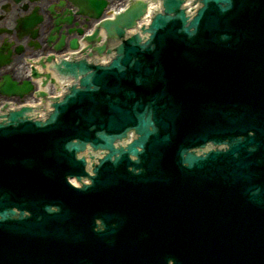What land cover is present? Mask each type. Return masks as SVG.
<instances>
[{
	"label": "water",
	"instance_id": "obj_1",
	"mask_svg": "<svg viewBox=\"0 0 264 264\" xmlns=\"http://www.w3.org/2000/svg\"><path fill=\"white\" fill-rule=\"evenodd\" d=\"M213 2L230 3V9L233 4ZM76 5L81 14L98 19L107 3L78 0ZM166 5L167 15L178 11L175 0ZM145 8L138 2L102 26L111 38H124ZM167 15L152 26L160 30L156 48L149 54L136 37L126 40L122 65L97 67L95 89L75 95L61 110L64 118L45 128L27 123L0 132V196L9 194L0 206L28 202L34 212L44 203L62 207L39 222L0 223V264H264V202L251 195L259 186L264 194V0H236L223 18L214 10L206 13L194 41V35L180 33L184 14L176 15L179 23H168ZM219 33L234 38L225 42ZM71 48H78L77 41ZM109 49L118 55L115 44ZM107 95L117 99L106 102ZM149 103L155 109L166 104L158 118L161 134L151 140L145 126L152 109L144 119ZM131 128L144 132L128 148L135 154L137 147L145 149L146 174L130 173L125 156L117 169L103 162L87 191L68 183L67 176L84 173L68 155L73 139L78 144L95 135L105 140ZM247 131L262 142L258 154L199 170L183 166L185 145ZM98 219L117 226L97 232Z\"/></svg>",
	"mask_w": 264,
	"mask_h": 264
},
{
	"label": "flooded vegetation",
	"instance_id": "obj_2",
	"mask_svg": "<svg viewBox=\"0 0 264 264\" xmlns=\"http://www.w3.org/2000/svg\"><path fill=\"white\" fill-rule=\"evenodd\" d=\"M43 1L44 0H42L39 3H37L36 6H39L40 7V12H42L44 15L49 14V16H50V13H48V11L46 10V5H44ZM55 1H57V0H55ZM6 2H8V3L11 4L7 8V11L4 10V5L6 4ZM1 4H3L0 7V13L2 15H5V14L6 15H11V16L12 15H18V17H20V16H23L26 13V11H25L26 6L25 5H29V2L27 1L26 4L25 3L15 4L14 2H11V0H0V5ZM54 11L55 12L58 11L57 8H54ZM45 34H46V26H45V23H43L40 26V40H41V38H44L45 37ZM4 43H5V40L4 41L1 40L0 41V47H2ZM12 48L14 49V47H12ZM24 55H25V53H24ZM23 58H24L23 55H21V56L14 55V58H13V61H12V65L10 67L20 64Z\"/></svg>",
	"mask_w": 264,
	"mask_h": 264
},
{
	"label": "bare ground",
	"instance_id": "obj_3",
	"mask_svg": "<svg viewBox=\"0 0 264 264\" xmlns=\"http://www.w3.org/2000/svg\"><path fill=\"white\" fill-rule=\"evenodd\" d=\"M108 1H111V0H108ZM26 77H27V75H26ZM34 83L39 85L40 82L39 81H35Z\"/></svg>",
	"mask_w": 264,
	"mask_h": 264
}]
</instances>
